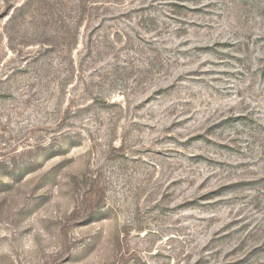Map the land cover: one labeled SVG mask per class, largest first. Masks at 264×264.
<instances>
[{
	"label": "rangeland",
	"instance_id": "obj_1",
	"mask_svg": "<svg viewBox=\"0 0 264 264\" xmlns=\"http://www.w3.org/2000/svg\"><path fill=\"white\" fill-rule=\"evenodd\" d=\"M0 264H264V0H0Z\"/></svg>",
	"mask_w": 264,
	"mask_h": 264
}]
</instances>
